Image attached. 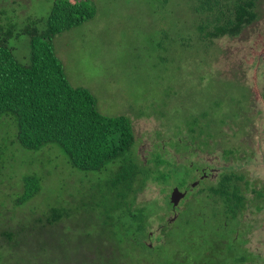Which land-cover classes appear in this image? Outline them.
Wrapping results in <instances>:
<instances>
[{"label":"trees","instance_id":"16d2710c","mask_svg":"<svg viewBox=\"0 0 264 264\" xmlns=\"http://www.w3.org/2000/svg\"><path fill=\"white\" fill-rule=\"evenodd\" d=\"M214 9L223 14L210 20L207 13ZM191 11L196 20L187 34L189 46L195 43L197 49L235 37L260 18L256 0H194ZM95 14L89 0H53L42 17L27 16L19 23L0 16V264H262L264 259L246 247L250 180L233 166H223L214 180L202 179L193 192L197 203L204 199V210L210 209L205 213L216 224L207 227L196 205L194 215L189 213L188 236L168 244L170 232L182 225L177 208L169 230H154L157 244H147L149 231L162 224L160 211L174 206L168 194L157 203L137 202V193L146 181L165 184L175 169L159 158L151 165L137 161L131 119L101 113L90 90L69 82L54 45L57 34ZM21 36L28 39L27 59L15 54L14 42ZM160 49L165 54V46ZM239 89L235 97L245 99V89ZM209 113L204 109L180 124L189 140L205 147ZM231 116L235 119V112ZM174 138L172 145L180 150L181 137ZM160 163L169 168L160 169ZM53 164L68 169L76 191L70 199L65 177L59 173L53 183ZM73 231L83 235V247L69 244Z\"/></svg>","mask_w":264,"mask_h":264},{"label":"rangeland","instance_id":"374dc122","mask_svg":"<svg viewBox=\"0 0 264 264\" xmlns=\"http://www.w3.org/2000/svg\"><path fill=\"white\" fill-rule=\"evenodd\" d=\"M89 1L95 4V16L54 37L69 82L90 90L101 113L131 119L133 151L139 163L151 165L154 158H159L175 169L166 177L167 185L146 181L137 193V202L156 199L162 203L174 185L181 187L198 180L199 167L207 172L213 167L215 170L206 179L214 180L223 166H233L250 180L246 191L250 209L246 210V219L251 229L246 247L264 259V0H256L260 18L235 37L215 39L206 49L195 48V43L189 46L188 26L196 20L191 11L194 0ZM52 2L0 0V16L20 23L27 16L46 15ZM216 14L223 13L214 9L207 13L208 19H215ZM27 40L21 36L14 42L15 54L21 59L29 56ZM162 45L165 54L160 49ZM256 72L260 73L258 80ZM239 86L245 89V99L235 97ZM204 109L211 115L208 123L207 119L203 121L211 126L207 129L211 133L207 147L198 140H189L186 128L180 127L181 122ZM230 111L235 112V119L230 117ZM177 133L185 145L180 150L172 145ZM182 164L198 170L182 169ZM57 166L53 164L55 172L51 171V178L56 183L59 173L65 177V182L70 184L66 186V196L70 199L76 192L75 185L67 177L68 169L62 164ZM159 166L169 168L162 163ZM198 186L195 184L189 197L179 204L182 225H178V231L170 232L168 244L189 231V213L194 215L192 210L196 205H200L207 227L216 224L206 214L210 209L203 208L204 199L196 202L193 192ZM165 210L166 207L161 213ZM166 215L171 217L173 213ZM236 225L243 224L237 221ZM156 226L154 220L153 227ZM70 236V245L84 246L80 232L73 231Z\"/></svg>","mask_w":264,"mask_h":264},{"label":"flooded vegetation","instance_id":"af4514ba","mask_svg":"<svg viewBox=\"0 0 264 264\" xmlns=\"http://www.w3.org/2000/svg\"><path fill=\"white\" fill-rule=\"evenodd\" d=\"M195 170L197 171L198 168L195 169ZM212 170H215V169L213 167H210V168H208V172H207L204 167H199V171H200L201 175L199 176V179L198 180H196L194 182H193V180H191L192 183H190V181H188L187 183L184 184L185 185L184 187H178L181 191H184L185 192V195L179 201L181 202V201L185 200L186 198H188L189 195H190L191 190L193 189L192 187L195 184H199L202 179H205L208 176V174L212 172ZM170 193H171V191H170ZM168 196H170V194ZM180 202H178V204L176 206L171 207V209L164 211L163 214L161 213L162 211H160V214L163 215V219H160L159 222H162V224L161 225H158L157 228H156V230H161L160 228L165 227V226H167L166 228L168 229V227H170V224H172V223H174L176 221V219L178 218V215H179L178 214V211L179 210H177V208L179 207V203ZM257 211H261V209L260 210H257ZM167 212H172L173 215L171 217H169V216L166 215ZM246 218L247 217H246V212H245V216H244V219L243 220L244 221H247ZM245 226H246V228H248L247 231L249 232L250 229H251V223L249 221H248V224L245 222L244 228H245ZM167 229H165L164 231L167 232L169 230V229L168 230ZM152 233H153V231H149V236H147L148 238L146 239V242H147V240H150L151 241V243L150 242L149 243L147 242V244L149 246H152V245L157 244V242H152V240H153V238L151 236Z\"/></svg>","mask_w":264,"mask_h":264},{"label":"water","instance_id":"95a60500","mask_svg":"<svg viewBox=\"0 0 264 264\" xmlns=\"http://www.w3.org/2000/svg\"><path fill=\"white\" fill-rule=\"evenodd\" d=\"M185 195L184 191H181L177 186H174L171 190L169 199L172 202L173 206H176L179 200Z\"/></svg>","mask_w":264,"mask_h":264}]
</instances>
